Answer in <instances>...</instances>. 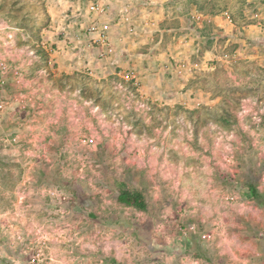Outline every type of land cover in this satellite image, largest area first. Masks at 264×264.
I'll return each instance as SVG.
<instances>
[{"label":"rangeland","instance_id":"obj_1","mask_svg":"<svg viewBox=\"0 0 264 264\" xmlns=\"http://www.w3.org/2000/svg\"><path fill=\"white\" fill-rule=\"evenodd\" d=\"M56 2L0 0V62L19 71L0 86V264H264V207L242 195L264 196L263 41L211 34L221 58L195 83L213 102L157 105L123 77L57 69ZM222 6L234 25L260 8ZM126 189L145 211L117 202Z\"/></svg>","mask_w":264,"mask_h":264},{"label":"crops","instance_id":"obj_2","mask_svg":"<svg viewBox=\"0 0 264 264\" xmlns=\"http://www.w3.org/2000/svg\"><path fill=\"white\" fill-rule=\"evenodd\" d=\"M93 1L96 0L54 3L52 13L58 19L50 28L62 30L64 39L48 31L42 41L44 48L52 50V62L68 74L128 79L143 99L157 105L195 108L213 102L195 83L198 72L212 69L214 58H221L210 46L214 39L211 34L227 36L228 41L233 38L239 44L252 38L264 43L261 0H257L258 11L248 17L254 22L239 21L235 25L219 17L224 7L217 9L218 0H97L108 8L103 16L87 11ZM63 10H68V23L58 16ZM250 12L253 10L246 9L243 14ZM93 22L109 25L108 38L114 49L110 56H102L103 48L93 42L98 33H86Z\"/></svg>","mask_w":264,"mask_h":264},{"label":"built area","instance_id":"obj_3","mask_svg":"<svg viewBox=\"0 0 264 264\" xmlns=\"http://www.w3.org/2000/svg\"><path fill=\"white\" fill-rule=\"evenodd\" d=\"M107 6L100 1H93L88 7L87 11L90 14H95L97 16H103L107 13ZM219 17H221L228 25H233V19L229 12H222ZM109 25L106 23H96L93 22L87 29L86 33H98V37L93 40V42L103 48L102 56H110L114 49L111 47L109 38ZM50 50V48H49ZM52 52V50H50ZM19 76V71L16 68H12L7 65L5 62H0V86L4 87L8 82V78L11 77L15 80ZM3 105L0 104V118L2 116L1 109ZM184 235L186 232L184 231Z\"/></svg>","mask_w":264,"mask_h":264},{"label":"trees","instance_id":"obj_4","mask_svg":"<svg viewBox=\"0 0 264 264\" xmlns=\"http://www.w3.org/2000/svg\"><path fill=\"white\" fill-rule=\"evenodd\" d=\"M242 195L251 200L259 207H264V196L257 189V186L251 181H246L243 184ZM116 200L118 203L134 208L138 211H145L147 202L144 195L139 191L121 190L119 191Z\"/></svg>","mask_w":264,"mask_h":264}]
</instances>
